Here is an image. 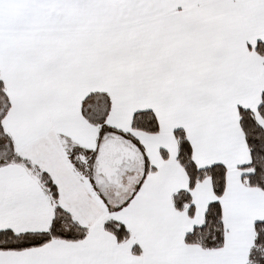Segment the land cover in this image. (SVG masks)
Masks as SVG:
<instances>
[{
    "label": "snow or ice",
    "instance_id": "obj_1",
    "mask_svg": "<svg viewBox=\"0 0 264 264\" xmlns=\"http://www.w3.org/2000/svg\"><path fill=\"white\" fill-rule=\"evenodd\" d=\"M0 264H264V0H0Z\"/></svg>",
    "mask_w": 264,
    "mask_h": 264
}]
</instances>
